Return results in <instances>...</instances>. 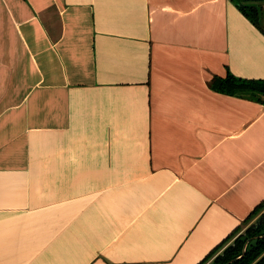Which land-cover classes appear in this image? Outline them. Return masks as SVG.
Masks as SVG:
<instances>
[{
	"label": "crops",
	"instance_id": "1",
	"mask_svg": "<svg viewBox=\"0 0 264 264\" xmlns=\"http://www.w3.org/2000/svg\"><path fill=\"white\" fill-rule=\"evenodd\" d=\"M227 72L264 79L231 0H0V264L203 260L264 200Z\"/></svg>",
	"mask_w": 264,
	"mask_h": 264
},
{
	"label": "trees",
	"instance_id": "2",
	"mask_svg": "<svg viewBox=\"0 0 264 264\" xmlns=\"http://www.w3.org/2000/svg\"><path fill=\"white\" fill-rule=\"evenodd\" d=\"M241 10V12L264 34L262 7L256 2L240 4L238 0H231ZM212 90L241 98L260 102L264 105V79H246L233 75L230 72L224 77L214 76L209 82ZM262 205L264 200L258 204L251 213L244 219H248ZM237 229V228H236ZM233 230L219 245L211 250L198 264L205 262L207 258L224 244L236 231ZM246 246L244 247V244ZM218 264H264V217L255 226H251L246 231V238H237L233 247H228L223 256L216 260Z\"/></svg>",
	"mask_w": 264,
	"mask_h": 264
},
{
	"label": "rangeland",
	"instance_id": "3",
	"mask_svg": "<svg viewBox=\"0 0 264 264\" xmlns=\"http://www.w3.org/2000/svg\"><path fill=\"white\" fill-rule=\"evenodd\" d=\"M264 217V205H262L256 212H254L248 219L243 220L240 226L237 227L236 231L233 235L224 243L222 244L217 250H215L209 258L205 260L202 264H218L216 261L219 256H223L224 252L227 250L228 247H233L235 245V240L240 238L244 240L246 238V231L251 226H255L256 223ZM246 240L244 247L246 246Z\"/></svg>",
	"mask_w": 264,
	"mask_h": 264
}]
</instances>
